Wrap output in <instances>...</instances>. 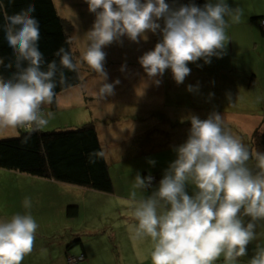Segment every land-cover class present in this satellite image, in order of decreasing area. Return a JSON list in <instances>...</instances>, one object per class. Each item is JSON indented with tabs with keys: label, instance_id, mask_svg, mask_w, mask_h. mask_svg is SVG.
Masks as SVG:
<instances>
[{
	"label": "clouds",
	"instance_id": "obj_1",
	"mask_svg": "<svg viewBox=\"0 0 264 264\" xmlns=\"http://www.w3.org/2000/svg\"><path fill=\"white\" fill-rule=\"evenodd\" d=\"M95 20L87 32L88 45L82 59L100 77L98 97L115 94L116 79L108 83L103 49L122 37L139 43L147 41L148 32L157 30L162 39L153 50L138 58L149 80L161 83L166 69H171L176 84H182L191 73L189 63L203 59L207 64L213 56L226 54L230 38L226 29L241 22L243 10L233 9L226 0H206L171 7L166 0H86ZM29 4L20 12H4V31L12 48L16 71L8 79L0 76V131L22 129L27 143L32 133L44 130L54 112L43 111L56 98L59 83L67 77L63 69L79 72L80 61L74 62L69 50L61 47L60 68L55 60L45 63L38 46L41 39L39 21ZM228 17L229 19H226ZM163 20V27L158 23ZM0 65H6L0 58ZM124 70L122 66L121 71ZM194 90L188 85V91ZM191 127L184 143L175 147L176 158L164 170L158 187L146 197L137 199V189L152 188L153 176H135L130 193L132 217L137 222L133 238L150 239L152 264H237L248 255V246L256 239V222L264 220V154L249 149L226 130L220 113L207 118H190ZM255 156V174L248 166ZM103 153L90 156L95 163ZM155 165V161H149ZM193 187L192 194L187 191ZM32 201L25 198L24 214L0 221V264H22L35 246L39 225L31 214ZM245 217H249L245 223ZM250 264H264V248H259Z\"/></svg>",
	"mask_w": 264,
	"mask_h": 264
},
{
	"label": "crops",
	"instance_id": "obj_2",
	"mask_svg": "<svg viewBox=\"0 0 264 264\" xmlns=\"http://www.w3.org/2000/svg\"><path fill=\"white\" fill-rule=\"evenodd\" d=\"M235 1L236 0H226L232 8L234 7L233 9L238 8L233 4ZM212 2H215V0H212ZM242 10L243 15L241 21L245 26L250 25V27L249 29L243 28L244 30L237 27L234 29L239 30L236 32L230 31L229 34L228 28L226 29V34L231 36V48L233 44L232 37L236 38V43H238V39L242 37L247 39L250 30H253L254 26L258 25L257 20L253 19L256 15L251 14L249 7H242ZM86 11L89 12L88 8H86ZM226 19L229 18L226 17ZM158 23L163 26L162 19L159 20ZM232 24L233 23L229 20V25H231V27ZM237 34H242L243 36L238 38ZM150 35L151 39L157 38L153 33ZM152 44H154V42ZM152 44L149 45L152 46L153 50L154 46ZM143 46L146 45L143 44ZM71 47L78 60L82 58L83 53L87 49L85 46L81 47L80 42L77 40L71 42ZM144 53L145 52H138L136 54H130V59L127 62L129 69H124L122 74L120 70H117L114 74H108V83H112L116 79H119L120 83L114 85V95L107 96L103 99L98 97V81L100 77L98 74L90 73V68H87L85 63L82 65L80 63L79 71L82 76L81 83L57 94L56 107L53 108L51 105H45L43 111L47 113L49 111H59L60 109L66 108H72L74 110L78 109L77 107H82L84 111H87L90 116L88 121H93L96 125L97 134L108 162L110 176H112L110 164L115 161L116 163H121V160L125 161L128 158L148 155H151L152 158L157 157L161 159V162H158L159 165L156 166V170L158 171L152 172L148 167H146L145 170L140 168L142 176H144L145 173L150 174V172L157 176V184L154 185L152 189V191H154L158 187L159 181L165 170V168L163 169L162 166H160L166 163L165 159L162 157L168 155L166 153L185 142L191 127L190 118L192 115H197L199 118L205 119L211 112L216 111L221 114L225 125L231 123L235 126V128L227 131L240 141L242 137L245 138V136H247L249 138L248 142L250 141L251 133L256 128L258 115L254 111H241V107L239 108V106L242 104L232 94L226 95L225 99L221 100L226 92L232 93L234 91L230 89V87L234 86V80H228L230 81L228 86H220L219 78L215 73L212 72L210 76L201 75L199 72L200 68L194 65H188L191 69V73L185 78L182 84H176L171 75L172 72L170 71V74L169 71H165L162 77H158L161 83L156 85L153 81L148 79L147 74L139 64L138 58ZM222 58L228 59L225 54L221 59ZM118 62L119 59H112L110 64ZM104 64L108 63L105 61ZM109 66L108 64L104 66V68L106 69ZM212 68L217 70L222 69L221 66L217 65ZM228 68L234 70L231 65ZM91 75L96 77L90 79ZM250 75L248 76L250 77L249 84L253 85L251 81H253L256 76L255 74ZM206 77L208 84H206ZM169 78H172L173 81L171 85L168 80ZM215 78L217 84L215 83ZM190 79H193L192 85L195 88L192 92L188 91V85H191ZM205 88H207V91L208 88H210L220 93V95L216 96V99H219L220 102L207 103L206 101H201L198 93L200 89L204 91ZM225 101L226 105H224ZM215 104L218 105L214 106ZM225 110L227 112H225ZM69 124L66 125V127L79 125L77 120H71ZM61 128H64V126ZM118 174L121 175L120 172ZM44 179L45 182L42 186L44 191L42 194L40 193L39 201H35L33 204L40 206L39 211L42 212V218L45 220L49 219L53 212H56V216L64 221L60 233L54 232L48 235V237L56 235L59 239V246L62 249L65 244H67L68 248L74 245L70 243L73 240L72 235L77 236L79 232L86 233V226L81 227L71 224L72 221L77 220L82 214L92 216L97 213V216H95L97 219L94 221V224H97L96 226L94 225L97 230L102 228L100 224L103 223H106V228H112V225L107 223L111 221L112 218L118 221L122 219L125 223L128 221L126 210L128 208V203H131V191L127 192L126 190H133L132 186L134 182L130 183L125 181L119 183L117 179L112 178V192H102L58 182L48 178ZM117 184H120L119 190H117ZM188 187H190V185ZM115 191L121 193L115 194ZM69 205H75L77 207L75 216H69L67 214L66 211ZM52 209H54V211L51 213L50 210ZM114 214L115 216L112 217ZM13 215H15L14 212L8 213L7 217L0 215V221H6ZM102 220L105 221L103 222ZM255 231L256 239L249 244L250 248L248 249V255L238 260L241 264H250V260L255 255L256 251L259 248H264V230L256 228ZM69 238L72 240L69 241ZM143 241L144 239L141 240V242ZM149 247L152 249L153 245L150 244ZM79 250L80 249H70L71 252L78 255L81 253L84 254V259L80 261H87L90 259L91 251L94 253L97 252L96 250H85L84 247L82 248V252H79ZM140 251L144 252L145 249L142 248ZM110 252V246L107 247L106 245L104 250H99V253L103 254L102 257L107 259V261L111 259ZM221 259H223V257L219 260ZM135 261L136 264H149V261L145 260V258ZM53 263L61 264L65 263V260L58 259L53 261ZM76 264L79 263L76 262ZM216 264L220 263L216 262Z\"/></svg>",
	"mask_w": 264,
	"mask_h": 264
},
{
	"label": "rangeland",
	"instance_id": "obj_3",
	"mask_svg": "<svg viewBox=\"0 0 264 264\" xmlns=\"http://www.w3.org/2000/svg\"><path fill=\"white\" fill-rule=\"evenodd\" d=\"M54 2L60 16L70 23V27L68 29L69 41L72 42L77 40L78 42H80L81 47L85 46L87 48V32L93 25L95 14L86 11V8H88L86 0H54ZM233 4L240 9H242V7H249V11L252 15H264V0H236L235 2H233ZM169 5L173 8H178V5H181V3H170ZM161 27L163 26L161 25ZM237 27H240L239 29H249L250 25L245 26L242 21L237 24H232V27L231 25L228 27V34L230 33V31L236 32L237 30H239L234 29ZM151 33L152 32L147 33V41L141 39L139 43H136L130 41L127 37H122V44L114 42L113 44L105 47L103 49V51L106 53L105 61L110 65L105 69L106 72L108 74H114L117 70L121 71L122 66H124V69L127 70L129 69L127 62L130 59V54L152 50V46L149 44H152L154 42V44L152 45L155 47V44L162 39V34L159 32V30H157V33L154 34L155 37L157 36V38L151 39ZM238 34V38L240 36H243L242 34ZM228 37L230 38L231 36L228 35ZM235 39L236 38L232 37V48L230 47V42L227 44L225 55H227L228 59H221L213 56L210 63L206 64L203 59H200L196 63H189L188 65L199 67L200 74L204 76H210L212 72L215 73L219 78L220 86H228L230 82L228 80H234V86H229L230 89L234 91L232 93L226 92L224 95L222 94L223 96L221 100H224L226 95H234V97L237 98V100L242 104L241 106H239V108L241 107V111L249 110L257 113V127L264 118V33L261 31L258 25H255L254 29L250 30L247 39L242 37L238 39V43L235 42ZM143 44H145L146 46H143ZM112 59H119V62L110 64V61ZM76 61H80L81 65L85 63L87 68H90L82 58L79 60L76 58ZM108 64H104V66H107ZM215 65L221 66L222 69L217 70L215 68H212ZM230 65L234 68V70L228 68L230 67ZM166 71H169L170 73L171 70L166 69ZM90 73L96 74L91 68ZM248 74H255L256 76L254 80L251 81L253 85L249 84L251 75L250 77H248ZM90 77V79H94L96 76L91 75ZM168 80L170 81L171 85L173 82L172 78H169ZM192 83L193 79H190V84L192 85ZM215 83L217 84L216 78ZM206 84H208L207 77ZM198 94L201 101H206L207 103L220 102L219 99H216V96L220 95V93H217L210 88H208V91L207 88H205L204 91L200 89ZM217 105L218 104H215L214 106ZM224 105H226V101ZM77 108L78 109L74 110L72 108H66L60 109L59 111H51L55 113V119L50 120L48 126L44 130L61 128L62 126L66 127V125H68L71 120H77L79 125L86 123L90 119L88 112L84 111L82 107ZM225 112L227 111L225 110ZM225 128L226 130H229L235 128V126L230 123L229 125H225ZM18 131V129H7L4 131H0V139L16 137L19 133ZM248 139L249 138L247 136H245V138L242 137L241 142L249 149L250 153H252L250 144L248 143ZM166 154L168 155L162 157L165 159L166 163H161L162 165H160L163 169H166L169 166V163L176 158L175 148L170 150ZM151 160L155 161V165H152L149 162ZM158 162H161V159L157 157L152 158L151 155L128 158L125 161L121 160V163H116L115 161L110 164V172L112 174L111 177L113 179H117L119 183L125 181L133 183L135 182V176L137 175V173L142 176V174L140 173V168H143L145 170V168L148 167L152 172L158 171L156 170V166L159 165ZM256 165L257 160L253 155V158L248 162V166L254 174L259 171ZM0 170V215L7 217V214L11 212H14L15 214H24L26 212V209L23 207V201L25 198H30L33 205L30 211L33 218L39 225L36 233L34 249L30 255L24 258L23 264H54L53 261L58 259L65 260V263L61 264H71L68 259L72 256H78V254L71 252L70 249H80L79 252H82L83 247L85 248V250H96L97 252L94 253L93 251H91L90 259H88L87 261H78L79 264H136L135 260H141L143 258L149 261V264H152L150 255L152 249L149 247L150 244H152L151 240L144 239V241L141 242V240L133 238V229L137 222L132 217V208L130 206L131 203L127 202L128 208L126 210V213L128 216V221H126L125 223L122 219L118 221L115 220V218H112L111 221L107 222L112 225V228H106V223H103L100 224L102 228L100 230H97V228L94 227V221L97 219L95 216H97V213L96 215L92 216H86L82 214V216L77 220L71 222V224L73 225H78L81 227L86 226V233L79 232L77 236L72 235V239L78 237L81 242L77 243L75 241L76 244L72 243L74 245L69 248L67 244H65L62 249L59 246L58 237L56 235L48 237V235L53 234L54 232L60 233L62 231V223L64 221L56 216V212H53L54 209L50 210L51 213L53 212L52 216L49 219L45 220L44 218H42V212L39 211L40 206L33 204L35 201H39L40 193L42 194V192L44 191V188L42 186L45 182V179L42 177L32 176L26 173L24 174L8 169ZM119 172L121 173V175L118 174ZM152 172H150V174H153ZM119 188L120 184H117V190H119ZM152 189L153 186L146 192L137 189V199L150 195ZM126 191L130 192L132 190ZM187 191L189 192V194H192L193 187H188ZM118 193L121 192L115 191V194ZM114 216L115 214L112 215V217ZM11 217L8 220H10ZM244 219L245 223H247L250 218L245 217ZM102 221L104 222L105 220ZM256 228L264 230V220L257 221ZM122 234L124 235L121 236ZM72 239H70L69 241H71ZM105 245L107 247L110 246L111 259H109V261L102 257L103 254L99 253L100 249H105ZM142 248L145 249L144 252L140 251ZM249 248L250 245L248 246V249ZM217 262L220 264H224L223 259ZM237 264L241 263L237 261Z\"/></svg>",
	"mask_w": 264,
	"mask_h": 264
},
{
	"label": "trees",
	"instance_id": "obj_4",
	"mask_svg": "<svg viewBox=\"0 0 264 264\" xmlns=\"http://www.w3.org/2000/svg\"><path fill=\"white\" fill-rule=\"evenodd\" d=\"M177 2L181 4L195 3L202 7L206 0H166L168 4ZM29 4L35 7V12L32 15L39 21L41 39L38 46L45 60L42 69L47 70V63L53 60L60 68L59 56L55 53L61 47L69 50L76 62L68 37L70 23L60 16L54 0H0V58H3L5 65L10 61L13 62L12 68L0 65V76L5 79L10 78L16 68L13 50L5 38L4 12L12 15L20 12ZM263 17L264 15H256L253 19L257 20L264 33V29L259 23ZM63 71L67 81L65 84H60L59 73L57 74L56 96L64 90L79 85L82 81L80 71L78 73L67 69H63ZM51 107H56V98ZM18 130L19 133L16 137L0 139V169L14 170L97 191L112 192L113 182L108 162L93 121L73 127L37 131L31 134L27 143H21L27 133L22 129ZM248 143L252 153L264 154V118L252 132ZM98 153H103V156L97 158L95 163H90V156H95ZM146 174L148 173H145L144 176ZM76 213L75 205L67 207L69 216ZM75 241L81 242L79 238H74L70 243H75Z\"/></svg>",
	"mask_w": 264,
	"mask_h": 264
},
{
	"label": "built area",
	"instance_id": "obj_5",
	"mask_svg": "<svg viewBox=\"0 0 264 264\" xmlns=\"http://www.w3.org/2000/svg\"><path fill=\"white\" fill-rule=\"evenodd\" d=\"M259 23H260L261 27L264 29V17L261 19V21ZM147 175H149V174H146L145 176H147ZM150 175H152L153 178H154L153 181H152V186H154L157 183V177L154 174H150ZM82 259H83V254H80V255L75 256V257L72 256L68 260L71 263H76V262H78V261H80Z\"/></svg>",
	"mask_w": 264,
	"mask_h": 264
}]
</instances>
